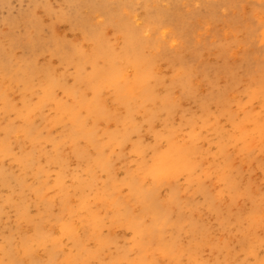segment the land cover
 I'll use <instances>...</instances> for the list:
<instances>
[{"label": "clouds", "instance_id": "obj_1", "mask_svg": "<svg viewBox=\"0 0 264 264\" xmlns=\"http://www.w3.org/2000/svg\"><path fill=\"white\" fill-rule=\"evenodd\" d=\"M59 17L79 39L0 35V264H241L226 237L264 246V65L233 87L256 92L244 136L134 17ZM121 228L132 258L97 259Z\"/></svg>", "mask_w": 264, "mask_h": 264}, {"label": "rangeland", "instance_id": "obj_2", "mask_svg": "<svg viewBox=\"0 0 264 264\" xmlns=\"http://www.w3.org/2000/svg\"><path fill=\"white\" fill-rule=\"evenodd\" d=\"M103 1L5 0L0 4V35L10 36L25 44L39 43L53 33L69 40L79 39V34L74 36L69 31V23L59 22L60 11L71 9L74 19L84 23L88 21V15L81 11L91 12ZM108 2L109 9L118 13V0ZM124 9L133 10L139 19L147 18L152 22H158L160 19H157V15L163 12L162 22L176 33L178 45L170 42L169 35L163 40L160 51L168 63L162 65L161 70L169 74L177 69L187 70L191 73V79L192 70L195 69L197 90L201 94L206 93V99L212 101L209 122L215 121L218 129H233L228 117L221 113L222 105L218 97L220 92L227 93L226 100L231 99L232 109L239 114L243 112L240 105L248 109L256 98L255 89L249 91L245 88L242 91L241 88V91H237L239 85L233 87L244 71H255L264 65V0H134L132 6L128 4ZM101 14L107 16V13ZM155 34L159 35L157 32ZM234 97L236 100H233ZM253 113L260 119L258 109ZM253 127L248 126L247 129L252 131ZM257 132L255 130L252 134ZM215 190L224 194L219 181ZM209 219L214 220L215 217ZM127 233L120 229L121 235ZM225 241L246 256L242 249L248 248V241L252 240L230 236ZM258 246L257 256L264 261V246ZM255 260L252 256L247 258L251 263H255Z\"/></svg>", "mask_w": 264, "mask_h": 264}, {"label": "bare ground", "instance_id": "obj_3", "mask_svg": "<svg viewBox=\"0 0 264 264\" xmlns=\"http://www.w3.org/2000/svg\"><path fill=\"white\" fill-rule=\"evenodd\" d=\"M149 1V0H146ZM108 0H104L102 4H100L99 6L94 7L95 9H92L91 12H89L88 10H82L81 12L84 14L88 15V20L92 19L94 14L96 13H107V16L105 18L107 19H117V18H127V19H131V18H135L136 21L139 23V26L141 28H147L150 29L151 34H152V38L153 41L155 42V44L160 48L163 44V40L166 38V36L169 35L170 37V42L174 45L177 46L178 45V39L176 38V33L172 30V28H169L167 25L165 26L162 22V17H164L163 12L159 13L157 15V19L158 22H152L150 19L148 20L147 18L145 20H141L139 19L138 15L133 13V10H127L124 9V7L126 5H130L132 6V4L134 3V0H118V8H119V12L118 13H114L112 12V10L109 9V4H108ZM123 13L127 14L125 16H123ZM102 15V14H101ZM103 16V15H102ZM264 24V20L262 21ZM155 32H157L159 35H156ZM264 34V31H263ZM167 39V38H166ZM165 39V40H166ZM185 73H187V75L189 76L190 79V71L187 70H182ZM191 82V79H190ZM226 94L227 93H221L218 97V101H220L221 103V113L225 116L228 117V120L230 122V124L233 126V130L237 131V132H243L244 136L247 135H251L252 133H254L255 130H259V118L255 116V114L250 111V108H246V106H241V109H243V112L240 113L242 116H240L239 113H236L233 109H232V101L231 99L226 100ZM233 100H236V97L233 98ZM240 116V117H239ZM239 117V118H238ZM252 131H249V129H247L248 126H253ZM217 128H219L218 126H216ZM223 129V127H222ZM221 129V130H222ZM13 131H15V125H13ZM223 134V132H222ZM238 139L241 141V143H243V137H238ZM15 167V166H13ZM10 180H12V178H9ZM17 185L15 180H12V190H16ZM7 191V190H6ZM216 191V195L217 197L223 199L224 194L222 191L219 190H215ZM124 230L125 233L126 231L128 232L129 229L127 228H121V230ZM248 240V239H246ZM135 240L134 237H128L127 234L125 235H121L120 234V229L118 230V235L117 236H109L108 238H105L102 240L101 244L95 248L92 249L93 254L96 256L97 259L103 258L105 260H111V259H130L132 258V256L130 254L127 253V248L130 244H134ZM248 248H244L242 249L244 251V253H246V256H243V253L238 252L235 247H231V244L228 241H225V245L226 247L230 250L229 251V256L237 261H240L241 264H259L260 259L257 256V251L256 249L259 247L258 245H261L259 243L258 239H252L251 242H249ZM110 249H115V251H113L111 253V255L108 256H104L103 253L109 251ZM78 251V249H72L71 247L66 248L65 249V255H68L70 258L73 256L74 252ZM250 256L255 257V263H251L247 261V258H249Z\"/></svg>", "mask_w": 264, "mask_h": 264}]
</instances>
